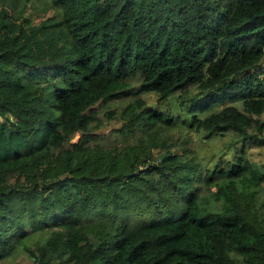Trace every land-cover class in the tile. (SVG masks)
Wrapping results in <instances>:
<instances>
[{"label": "trees", "instance_id": "trees-1", "mask_svg": "<svg viewBox=\"0 0 264 264\" xmlns=\"http://www.w3.org/2000/svg\"><path fill=\"white\" fill-rule=\"evenodd\" d=\"M135 78L162 102L207 91L189 126L248 136L264 113V0H0V264H264V167L240 154L175 198L198 168L170 150L175 116L138 100L102 130L101 105ZM215 93L241 106L207 113Z\"/></svg>", "mask_w": 264, "mask_h": 264}, {"label": "rangeland", "instance_id": "rangeland-1", "mask_svg": "<svg viewBox=\"0 0 264 264\" xmlns=\"http://www.w3.org/2000/svg\"><path fill=\"white\" fill-rule=\"evenodd\" d=\"M44 6L43 2H31L27 8L26 15L31 17L35 16ZM200 92L201 91L196 86H190L188 91H178L175 95L170 96L166 101L162 102L159 100L158 95L154 92H141L137 83V78H135L130 82V90L121 94L118 99L108 103L110 105L109 107L107 105L105 106L106 110L101 105L100 117L106 125L102 127V130H106V132L116 126L118 123V116L121 111L124 110L128 104L136 103L138 100H143L147 106L157 111L168 112L169 114L175 116V123L172 127L170 136L167 138L171 143L170 150L180 155L184 153V158H186V161L189 164L193 165L194 162L198 165V168L196 169L197 171L186 169L182 175L173 179H180L182 181L189 180L192 184L191 186L186 187L184 184L178 183L181 190L177 191L175 198L188 196L190 191L200 185L198 182L200 175V178H202L208 170L211 171L213 168L226 169L240 154H244L249 161L264 167V127H261V129H263L262 134H260L259 130L255 127L258 123L264 126V113L261 115H252V125L248 128L249 135L246 137L234 131H228L223 135L217 133L208 134L203 131L197 132L194 128H192V126H189L190 116L186 115V109L188 107H194V103L197 101L204 102V104L212 101L208 99L205 100V96L208 93L207 91L203 94H200ZM178 95L183 97L185 102L184 104H179ZM213 100L216 102L210 106L207 113L218 111L225 105L241 106L240 100L230 96L223 98L221 93H215ZM107 110H112L114 112L112 118L107 115L108 121L106 117H104V115H106L105 111ZM187 128H189V134L185 132V129ZM254 134L262 137V143L259 142V139L252 137ZM129 139L130 137L127 141H129ZM158 154L159 153L157 151L155 156ZM150 163L157 164V160L154 159L147 161V163L141 166L140 169H145ZM202 189L207 191V188L204 186H202ZM199 193L201 196L200 202H205V198L201 194V189ZM173 204L174 201L169 204V206L171 207ZM217 206L219 207L220 205L217 204ZM151 207L154 208V206ZM208 209L215 208L210 204L208 205ZM154 210L160 213V210H163L162 202L158 201ZM145 213L146 210L143 211L142 214H139V210L135 212L133 206L127 213L126 217L132 218L136 216L138 219L143 220L150 216V213ZM148 220L149 219L146 221ZM1 264H30V262L24 255H20L18 257L14 256Z\"/></svg>", "mask_w": 264, "mask_h": 264}]
</instances>
